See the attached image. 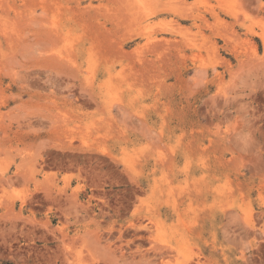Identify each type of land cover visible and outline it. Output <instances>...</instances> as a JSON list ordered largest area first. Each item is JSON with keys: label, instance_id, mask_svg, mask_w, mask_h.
I'll use <instances>...</instances> for the list:
<instances>
[{"label": "rangeland", "instance_id": "rangeland-1", "mask_svg": "<svg viewBox=\"0 0 264 264\" xmlns=\"http://www.w3.org/2000/svg\"><path fill=\"white\" fill-rule=\"evenodd\" d=\"M0 264H264V0H0Z\"/></svg>", "mask_w": 264, "mask_h": 264}]
</instances>
